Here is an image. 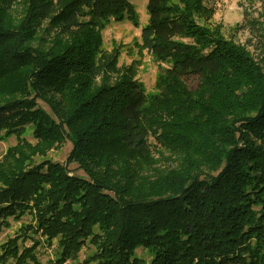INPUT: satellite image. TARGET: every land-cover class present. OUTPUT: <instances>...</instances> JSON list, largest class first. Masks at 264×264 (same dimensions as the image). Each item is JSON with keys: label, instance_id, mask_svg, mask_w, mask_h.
<instances>
[{"label": "trees", "instance_id": "16d2710c", "mask_svg": "<svg viewBox=\"0 0 264 264\" xmlns=\"http://www.w3.org/2000/svg\"><path fill=\"white\" fill-rule=\"evenodd\" d=\"M248 1L261 59L210 24L206 0H147L142 47L167 64L148 95L103 49L105 23L136 22L128 0H0V135L32 125L38 141L0 160V225L28 214L63 259L89 240L95 264H142L138 248L151 264H264V0ZM151 138L211 149L212 171L152 182L122 166ZM66 139L86 177L33 163Z\"/></svg>", "mask_w": 264, "mask_h": 264}, {"label": "rangeland", "instance_id": "374dc122", "mask_svg": "<svg viewBox=\"0 0 264 264\" xmlns=\"http://www.w3.org/2000/svg\"><path fill=\"white\" fill-rule=\"evenodd\" d=\"M128 1L134 8L136 22L124 19L119 22L105 23L101 30L103 49L108 52H116L119 70L133 68L136 74L135 80L148 95H155L157 92L156 82L162 71L167 68V64L157 60L142 47L141 31L148 22L147 0ZM206 4L214 8L210 24L220 25L228 40L246 46L254 56L262 58L259 50V38H256L255 33L251 32L247 24L250 19L253 20L259 16L261 9L259 3H251L248 0H206ZM116 79V75L110 76L111 83ZM40 105L45 110H49L44 103L40 102ZM23 141L33 147L36 146L38 141L33 136L32 125L26 126L20 136L6 135L5 132H2L0 135V160L10 148L17 147ZM150 143L152 147L149 158L140 160L135 156L134 159L123 157L120 162L122 166L134 163L139 175L152 182L159 181L171 171H200L203 173L212 171V157L209 154L212 152L211 149L200 151L194 148L193 144H184L183 146L188 147L183 151H174L153 138L150 139ZM72 150L73 142L66 139L64 142L53 145L45 156L39 154L33 156L32 161L33 163H40L43 160L58 162L68 165V169L75 175L86 177L85 172L79 168L78 164L74 162L67 164ZM123 174L127 176L131 173L127 170ZM35 224V220L26 214L19 220L9 217L7 225H0V264H95L93 257L96 248L89 240L84 244L78 256L63 259L57 246L58 240H47L39 233L33 232L32 227H35ZM10 248H13L11 251L13 254L6 256L4 249ZM134 257L142 264H151L152 255L144 248H138Z\"/></svg>", "mask_w": 264, "mask_h": 264}]
</instances>
